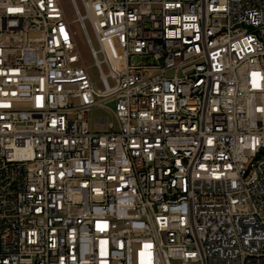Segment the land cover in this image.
Instances as JSON below:
<instances>
[{
  "label": "built area",
  "instance_id": "obj_1",
  "mask_svg": "<svg viewBox=\"0 0 264 264\" xmlns=\"http://www.w3.org/2000/svg\"><path fill=\"white\" fill-rule=\"evenodd\" d=\"M79 2L0 0V264H264V0Z\"/></svg>",
  "mask_w": 264,
  "mask_h": 264
},
{
  "label": "rangeland",
  "instance_id": "obj_2",
  "mask_svg": "<svg viewBox=\"0 0 264 264\" xmlns=\"http://www.w3.org/2000/svg\"><path fill=\"white\" fill-rule=\"evenodd\" d=\"M62 1H63V5H64V7L68 13L69 19L75 21L77 16L75 14V10L72 7L71 0H62ZM77 2H78V5L80 7V10L83 13L84 12L83 7L81 6L79 0H77ZM86 26L89 30L93 45H94L95 49L98 50L99 49L98 43L96 41V38L92 32V29H91L88 21H86ZM74 27L78 31V34H79L78 41H79L83 60L86 64V66L89 68V74H90L93 82L96 84V86L99 88H102L99 70H98L97 66L95 65V61H94V59L90 53V50H89V47H88L87 42L85 40V37L81 31L80 24L78 22H75ZM99 58L101 59L102 56L99 55ZM104 70L106 71L105 66H104ZM113 110H114L113 105H110L108 107H97V108H95L89 114L91 128L92 129L94 128V122L97 119H106L107 123H115L116 119H115V116L113 114Z\"/></svg>",
  "mask_w": 264,
  "mask_h": 264
}]
</instances>
